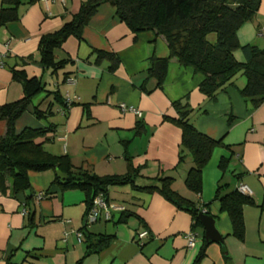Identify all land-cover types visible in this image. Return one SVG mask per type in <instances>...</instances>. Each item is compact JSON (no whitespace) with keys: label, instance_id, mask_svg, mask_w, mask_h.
I'll return each mask as SVG.
<instances>
[{"label":"crops","instance_id":"obj_1","mask_svg":"<svg viewBox=\"0 0 264 264\" xmlns=\"http://www.w3.org/2000/svg\"><path fill=\"white\" fill-rule=\"evenodd\" d=\"M83 1L20 0L18 20L0 27V106L22 97V86L13 80L12 70L39 79L46 91H58L70 104L65 112L52 105L53 114L38 120L33 108L45 110L52 102V96L40 93L33 100L41 94L43 97L36 103L32 100L16 120L15 131L52 125L53 134L43 142V149L54 156H67L74 168L89 174L123 176L128 172L127 157L132 167L139 169L138 186L148 185L156 177L173 178L171 187L178 195L198 208L203 206L201 210L214 218L227 251L224 254L220 245L211 243L198 264H227L224 255L230 258L229 264H264V102L254 107L235 88L209 101L198 91L202 76L173 59L162 87L156 88V81L147 79V69L150 57L168 56L164 38L152 32L132 34L109 4L98 7L80 41L70 37L55 51L56 61L69 59V64L56 73L42 69L40 36L70 21ZM237 38L240 45L264 48V0H260L256 16L239 29ZM94 51L117 56L118 68L110 72L107 61L95 63ZM234 57L238 62L244 60L240 51ZM69 78L72 83L66 81ZM244 82L239 77L236 87L241 89ZM143 84L147 92L140 89ZM185 96L193 109L190 124L221 142L202 170L199 195L184 185L191 159L175 167L180 130L163 119L175 118L171 103ZM121 105L133 107L140 116L123 112ZM138 122L143 126L139 135ZM4 133L5 122L0 121V137ZM221 160L228 161L225 172L219 168ZM27 176L30 188L25 193L14 196L9 179L4 183L5 192L0 193V264H77L79 260L80 264H193L201 250L203 229L192 231L187 212L158 193L121 186L108 189L107 200L114 207L110 218L101 217L88 227L92 234L113 236L112 241L101 252L84 256L85 245L75 236L83 226V192L61 190L50 170L28 172ZM218 184L227 186L226 193L246 187L253 202L243 208L242 242L231 235L229 218L214 201ZM38 193H48L49 197L36 202ZM123 212L134 216L117 223ZM142 226L149 239L140 245L136 235ZM189 232L197 234L193 247L187 246ZM66 233L69 235L64 240Z\"/></svg>","mask_w":264,"mask_h":264},{"label":"trees","instance_id":"obj_2","mask_svg":"<svg viewBox=\"0 0 264 264\" xmlns=\"http://www.w3.org/2000/svg\"><path fill=\"white\" fill-rule=\"evenodd\" d=\"M102 4H109L115 9V15L120 23L134 35L152 32L163 37L168 48L166 58H149L147 79L156 81V88H161L166 77L170 60H176L183 67H189L195 74L202 76L198 91L207 100L214 101L218 94L229 88L237 89L239 96L250 102L254 107L264 102V48L255 45H240L237 32L247 22L251 21L260 7V0H84L79 10L70 21L48 34L40 36L38 42L39 65L42 69H50L52 73L63 69L70 63L69 59L56 61L54 53L64 42L73 37L81 40L83 29L96 14ZM0 27L18 20L20 0H1ZM210 36L214 37L210 41ZM240 51L243 62H238L234 53ZM95 63L107 61L108 70L114 72L119 66V59L111 53L94 51ZM242 77L244 86L236 87V80ZM12 78L22 86V97L12 103L0 106V121L5 122V133L0 137V193L5 192V180L11 181L14 196L29 190L28 172L53 171L54 183L61 190H79L84 194V219L91 207L92 200L102 194L106 201L108 189L112 187L129 186L134 191L148 194L158 193L164 200L178 210L187 212L192 219V231L202 228L197 215L203 208L184 199L172 189L173 178L156 177L150 184L138 186L136 181L141 178L139 169L133 168L129 158L128 172L123 176H97L74 168L67 156H54L43 149V142L48 141L53 134V126L44 128H25L15 131L16 120L27 110L35 96L45 93L52 96V102L45 110L33 108L36 119H47L52 112V105H57L61 111L68 109L58 91H46L37 78H28L24 72L12 70ZM67 80V79H66ZM147 92L144 84L140 88ZM70 105V104H69ZM175 118L163 117L180 130V144L176 168L191 159L184 179L185 187L195 195L202 189V170L209 162L214 148L221 145L220 141L198 132L190 124L193 109L187 96L171 103ZM143 126L137 123L136 134H141ZM38 140L42 142L38 143ZM227 160L219 162L222 172L226 171ZM56 170L66 175L65 180H59ZM227 186L218 184L214 201L219 204L220 212L226 213L231 224V235L238 241L244 240L245 224L243 208L252 205V200L241 193L238 188L226 193ZM46 198L49 197L45 193ZM35 199V197H34ZM30 200V198H28ZM26 199V201H28ZM206 214H208L206 212ZM134 216L132 213H121L117 223ZM83 219L82 243L85 245L84 256L97 254L106 249L113 239L111 235H95L89 232ZM141 230H146L142 226ZM147 231V230H146ZM149 233L147 231V237ZM138 241V240H137ZM144 242H142L143 245ZM205 241L193 264H198L208 246ZM227 264L230 258L224 255ZM81 260L77 262L80 264Z\"/></svg>","mask_w":264,"mask_h":264},{"label":"built area","instance_id":"obj_3","mask_svg":"<svg viewBox=\"0 0 264 264\" xmlns=\"http://www.w3.org/2000/svg\"><path fill=\"white\" fill-rule=\"evenodd\" d=\"M261 35V34H260ZM68 83H72L73 79L69 78L66 80ZM68 104L69 107V102H66ZM121 110L123 112L127 111V112H131L136 116H140V112L137 111L136 109H134L133 107H126L124 105H121ZM238 190L245 194L248 195V190L246 187H239ZM46 197V195L44 193H38L35 195V201L39 202L41 200H43ZM113 205H110L105 197L102 194L97 195L96 197H94V199L92 200V204L91 207L89 208L86 216H85V224L90 226L92 224H94L95 222H97V220H99L101 217H104L105 219H109L110 218V211L113 209ZM22 215L26 214V211L22 210L21 211ZM69 234H64V240L68 238ZM75 236L77 239L78 243H82V234L80 232H75ZM137 240L138 243L142 244V241L144 239H146L147 237V231L146 230H142L140 232L137 233ZM186 241H187V246L188 247H193L195 242H196V238H197V234L194 232H189L186 234L185 236Z\"/></svg>","mask_w":264,"mask_h":264},{"label":"water","instance_id":"obj_4","mask_svg":"<svg viewBox=\"0 0 264 264\" xmlns=\"http://www.w3.org/2000/svg\"><path fill=\"white\" fill-rule=\"evenodd\" d=\"M56 174L59 180H65L66 175L56 170ZM197 219L203 229V239L207 244L215 243L222 247V252L227 253L224 245V241L218 231L215 228V220L211 215L206 214L204 211H200L197 215Z\"/></svg>","mask_w":264,"mask_h":264},{"label":"rangeland","instance_id":"obj_5","mask_svg":"<svg viewBox=\"0 0 264 264\" xmlns=\"http://www.w3.org/2000/svg\"><path fill=\"white\" fill-rule=\"evenodd\" d=\"M43 95H44V94L39 95V96L36 97L33 101L36 103V102H37V98H39V97L41 98V97H43ZM194 198H195V197H194Z\"/></svg>","mask_w":264,"mask_h":264}]
</instances>
